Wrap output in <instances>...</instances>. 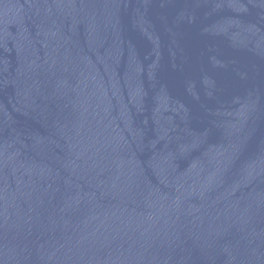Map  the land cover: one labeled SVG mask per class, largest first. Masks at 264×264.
<instances>
[{"label": "water", "instance_id": "1", "mask_svg": "<svg viewBox=\"0 0 264 264\" xmlns=\"http://www.w3.org/2000/svg\"><path fill=\"white\" fill-rule=\"evenodd\" d=\"M0 264H264V0H0Z\"/></svg>", "mask_w": 264, "mask_h": 264}]
</instances>
